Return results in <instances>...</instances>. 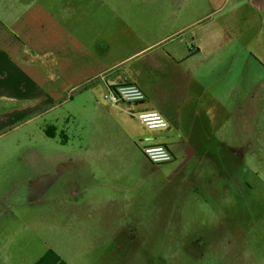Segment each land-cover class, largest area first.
<instances>
[{"label":"crops","instance_id":"1","mask_svg":"<svg viewBox=\"0 0 264 264\" xmlns=\"http://www.w3.org/2000/svg\"><path fill=\"white\" fill-rule=\"evenodd\" d=\"M110 1L92 6L70 0L55 6L53 0H0V112L7 109L13 89H20L33 51L40 60L32 82L51 103L57 121L64 117L59 109L67 107L75 134L66 140V155L84 177L118 172L113 169L130 161L150 165L143 149L165 145L174 161L151 164L164 179L172 176L174 184H184L183 160L221 157L228 182L235 133L244 137L253 121L264 126V0L169 1L184 13L211 11L210 23L196 27L189 38H177L188 27L167 33L171 27L155 21L166 5ZM81 8L85 29L95 14L92 27L99 32L94 37L75 28L74 15ZM125 83L140 87L146 100L112 103L111 89ZM142 111L160 112L168 129L144 127L137 118ZM197 172L194 191L202 178V170ZM162 204L166 208L157 210L156 220L171 216L179 221ZM55 262V254L35 260Z\"/></svg>","mask_w":264,"mask_h":264},{"label":"rangeland","instance_id":"2","mask_svg":"<svg viewBox=\"0 0 264 264\" xmlns=\"http://www.w3.org/2000/svg\"><path fill=\"white\" fill-rule=\"evenodd\" d=\"M169 1L154 0L166 5L155 21L168 24L167 33L188 27L177 38L191 37L213 19L210 10L184 13ZM103 3L112 2H74ZM82 14V8L75 13V28L94 37L95 14L87 29ZM45 27L50 31L51 23ZM39 60L29 53L28 73L0 112V264H35L48 254L57 255L55 264H264V126L253 121L244 137L235 133L230 182L222 176L221 157L183 160L188 182L179 185L138 161L90 180L66 155V140L75 134L67 107L57 121L32 82ZM215 145L220 152V141ZM199 169L200 189L194 191ZM162 202L179 221L156 220L166 208Z\"/></svg>","mask_w":264,"mask_h":264},{"label":"built area","instance_id":"3","mask_svg":"<svg viewBox=\"0 0 264 264\" xmlns=\"http://www.w3.org/2000/svg\"><path fill=\"white\" fill-rule=\"evenodd\" d=\"M145 92L135 84H121L111 90L109 99L114 104H139L146 100ZM140 123L152 130H165L169 127L168 120L158 111H142L137 115ZM147 160L155 165H166L174 161V154L165 145L147 146L143 149Z\"/></svg>","mask_w":264,"mask_h":264},{"label":"trees","instance_id":"4","mask_svg":"<svg viewBox=\"0 0 264 264\" xmlns=\"http://www.w3.org/2000/svg\"><path fill=\"white\" fill-rule=\"evenodd\" d=\"M114 88H112L111 90H113Z\"/></svg>","mask_w":264,"mask_h":264}]
</instances>
